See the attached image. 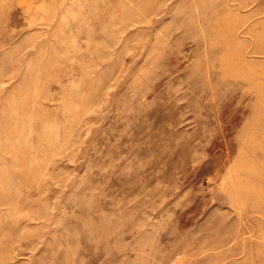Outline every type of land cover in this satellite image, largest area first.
<instances>
[{"label":"rangeland","instance_id":"rangeland-1","mask_svg":"<svg viewBox=\"0 0 264 264\" xmlns=\"http://www.w3.org/2000/svg\"><path fill=\"white\" fill-rule=\"evenodd\" d=\"M0 264H264V0H0Z\"/></svg>","mask_w":264,"mask_h":264}]
</instances>
